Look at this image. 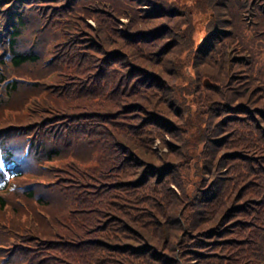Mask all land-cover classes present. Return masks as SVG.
Here are the masks:
<instances>
[{"label": "trees", "instance_id": "obj_1", "mask_svg": "<svg viewBox=\"0 0 264 264\" xmlns=\"http://www.w3.org/2000/svg\"><path fill=\"white\" fill-rule=\"evenodd\" d=\"M0 264H264V0H0Z\"/></svg>", "mask_w": 264, "mask_h": 264}, {"label": "rangeland", "instance_id": "obj_2", "mask_svg": "<svg viewBox=\"0 0 264 264\" xmlns=\"http://www.w3.org/2000/svg\"><path fill=\"white\" fill-rule=\"evenodd\" d=\"M247 31H248V30L244 31V33H243L244 37H245V34L247 33ZM248 36L251 38V33H248ZM156 143H157V142H156ZM155 146H157V144H156Z\"/></svg>", "mask_w": 264, "mask_h": 264}]
</instances>
